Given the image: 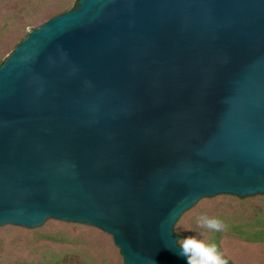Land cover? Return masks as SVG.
<instances>
[{"label": "water", "instance_id": "95a60500", "mask_svg": "<svg viewBox=\"0 0 264 264\" xmlns=\"http://www.w3.org/2000/svg\"><path fill=\"white\" fill-rule=\"evenodd\" d=\"M264 194V0H76L0 63V226L185 264L200 199Z\"/></svg>", "mask_w": 264, "mask_h": 264}, {"label": "rangeland", "instance_id": "374dc122", "mask_svg": "<svg viewBox=\"0 0 264 264\" xmlns=\"http://www.w3.org/2000/svg\"><path fill=\"white\" fill-rule=\"evenodd\" d=\"M74 1L0 0V63L29 29L73 8ZM201 216H222L226 226L264 216V194L242 199L229 195L200 199L173 225L177 241L190 236L204 239L205 228L199 226ZM219 243L223 255L233 264H264V242L244 241L224 229ZM118 252L110 235L84 224L46 219L33 229L0 226V264H30L52 255L66 264H123Z\"/></svg>", "mask_w": 264, "mask_h": 264}, {"label": "trees", "instance_id": "16d2710c", "mask_svg": "<svg viewBox=\"0 0 264 264\" xmlns=\"http://www.w3.org/2000/svg\"><path fill=\"white\" fill-rule=\"evenodd\" d=\"M73 7L76 5V0L73 2ZM64 6V5H62ZM218 220L222 221L224 224L225 219L218 217ZM226 229L228 234L236 236L244 241L249 242H264V216H257L255 218L241 221L239 223H229L227 226L224 225L223 230ZM213 231L209 229H204V241L208 244H213L216 246L217 251L222 255V258L226 261V264H233L226 256H224L222 249L220 247V237L222 231ZM56 240L55 237H51ZM30 264H66L65 261L56 255H52L49 259H42L37 262H32Z\"/></svg>", "mask_w": 264, "mask_h": 264}, {"label": "clouds", "instance_id": "9594fccd", "mask_svg": "<svg viewBox=\"0 0 264 264\" xmlns=\"http://www.w3.org/2000/svg\"><path fill=\"white\" fill-rule=\"evenodd\" d=\"M199 226L213 231L224 228L222 221L207 216L199 217ZM176 249L175 254L183 258L185 264H226L215 245L193 236L177 241Z\"/></svg>", "mask_w": 264, "mask_h": 264}]
</instances>
